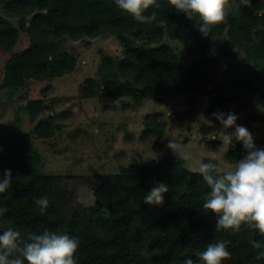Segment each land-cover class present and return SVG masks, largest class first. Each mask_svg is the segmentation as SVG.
Masks as SVG:
<instances>
[{"label":"trees","instance_id":"16d2710c","mask_svg":"<svg viewBox=\"0 0 264 264\" xmlns=\"http://www.w3.org/2000/svg\"><path fill=\"white\" fill-rule=\"evenodd\" d=\"M157 4L144 13L155 12V19L140 23L121 10L116 0H0V12L19 19L16 27L0 16V92L25 89L34 80L42 82L48 96L56 80L76 73L81 65L78 54L61 50L60 40L125 35L138 45L121 47L116 56H102L96 70L100 82L85 78L79 89L83 99H94L100 92L135 102L189 97L206 87L207 75L197 55L206 42L225 33L230 44L224 47V57H234V45L252 66L249 75L232 78L227 90L255 96L264 108V0L239 5V13L213 26L208 37L197 29V23H202L198 16L188 19L168 0H157ZM177 42L193 58L188 64L178 56ZM17 44L24 49L11 53ZM177 73L181 78L165 87L163 78ZM221 95L215 101L217 107L235 99L225 91ZM23 97L28 99L29 118L34 121L44 100ZM250 121L261 122L264 128V114L246 119V128L255 137ZM59 127L41 123L36 135L50 138ZM165 128L166 122L148 120L142 135L160 138ZM257 147L264 148V136ZM244 155L242 144L236 141L229 145L226 160L235 164ZM39 167L40 154L31 135L0 126V173L12 170L11 185L0 194V206L8 209L0 217V234L9 227L25 238L29 232L41 234L46 229L68 234L79 241L77 264H183L188 258L203 264L197 253L218 240L226 242L231 253L222 264H264V259H255L258 250L249 243L252 239L264 242L258 232L243 227L239 233L215 231L216 215L202 207L209 186L177 157L166 156L154 166L131 164L116 174L90 176L49 175ZM156 182L168 186L162 206L144 203ZM82 185L91 188L94 201L90 206L76 201ZM45 196L49 206L41 212L35 200Z\"/></svg>","mask_w":264,"mask_h":264},{"label":"rangeland","instance_id":"374dc122","mask_svg":"<svg viewBox=\"0 0 264 264\" xmlns=\"http://www.w3.org/2000/svg\"><path fill=\"white\" fill-rule=\"evenodd\" d=\"M250 1L242 0L240 4H234L226 9V16L239 13V5H248ZM0 16L17 27V17L2 12ZM59 42L61 50H70L79 55L81 65L76 73L56 80L48 96L44 95L42 82L34 80L26 84L28 92L25 89L0 92V126L31 135L33 147L40 154L41 173L81 176L116 174L131 164L157 165L166 156L177 157L190 173H199L196 161L216 164L218 168L213 172L227 171L233 169L236 163L226 160L230 144L219 134L222 125L211 114L218 110L235 113L238 116L237 124L245 127L247 118L264 114V108L255 96L245 97L227 90L232 78H244L251 73L252 66L250 60L234 45L231 46L234 57H224V47L230 44L225 33L206 42L204 50L196 57L207 75L206 87L189 97H165L158 102L108 98L102 92L94 99H83L79 94L85 78L94 77L100 82L96 70L102 56H116L121 47L137 46L138 42L125 35H107L78 42L64 39ZM176 46V52L180 58H184L185 64L191 62L193 58L184 53L181 43L177 42ZM23 49L24 45L17 44L11 53ZM180 78L181 73L165 76L163 84L165 87L173 85ZM223 91L228 97L234 95L235 99L217 107L215 101ZM25 94L30 100H44L43 108L34 121L29 118L28 99L23 97ZM148 120L166 122L160 138L142 135L144 122ZM41 123L60 127L54 136L40 139L36 129ZM260 123H249L256 128V145L264 136ZM171 139L190 151L193 160L185 161L168 149L166 145ZM236 141L233 138L231 143ZM76 201L85 206L92 205L94 197L90 186L78 188Z\"/></svg>","mask_w":264,"mask_h":264},{"label":"clouds","instance_id":"9594fccd","mask_svg":"<svg viewBox=\"0 0 264 264\" xmlns=\"http://www.w3.org/2000/svg\"><path fill=\"white\" fill-rule=\"evenodd\" d=\"M116 4L140 23H151L156 13L147 16L144 13L150 6L159 7L157 0H116ZM168 4L188 19L198 16L202 23H197V29L204 37H208L213 26L225 22L226 9L233 6L231 0H168ZM211 115L222 125L219 134L223 140L229 144L233 138L240 142L245 155L233 169L217 171L216 174H213V170L218 168L216 164L196 161L199 173L210 188L202 207L216 215V232L232 230L239 233L243 227L264 237V148L257 147L253 134L245 126L237 124L235 113L218 110ZM228 129L234 131L229 132ZM166 146L181 159L193 160L191 152L176 140H169ZM11 181L12 170H3L0 173V194L6 192ZM167 191V184L156 182L145 195L144 203L162 206L163 194ZM35 204L44 212L49 201L46 196L40 197ZM7 211V207L0 206V217ZM249 243L258 250L255 259H264V242L252 239ZM78 249L77 238L47 229L41 234L29 232L27 238L11 227L0 234V264H77L75 253ZM197 256L203 264H222L223 260L231 257V253L226 242L218 240L208 243L206 250L198 252ZM183 264H194V261L188 258Z\"/></svg>","mask_w":264,"mask_h":264}]
</instances>
